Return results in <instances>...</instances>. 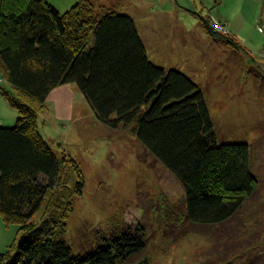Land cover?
I'll list each match as a JSON object with an SVG mask.
<instances>
[{
	"label": "trees",
	"instance_id": "1",
	"mask_svg": "<svg viewBox=\"0 0 264 264\" xmlns=\"http://www.w3.org/2000/svg\"><path fill=\"white\" fill-rule=\"evenodd\" d=\"M202 22L237 45L232 35ZM0 76L13 89L0 84L2 96L18 111L14 127L0 125V215L19 224L17 241L0 253V264H124L146 248L142 228L110 235L83 253L57 236L70 210L58 194L64 160L43 139L36 118L63 84L77 85L102 124L132 125L182 185L181 219L189 224L223 223L257 190L250 145L219 143L200 86L150 60L130 14L100 11L94 0H78L66 12L48 0H0ZM76 187L80 194L83 181ZM56 206L62 212L52 225L38 229L36 216L56 214Z\"/></svg>",
	"mask_w": 264,
	"mask_h": 264
},
{
	"label": "rangeland",
	"instance_id": "2",
	"mask_svg": "<svg viewBox=\"0 0 264 264\" xmlns=\"http://www.w3.org/2000/svg\"><path fill=\"white\" fill-rule=\"evenodd\" d=\"M48 1L66 12L78 0ZM94 4L100 11L132 15L150 60L187 74L200 86L219 143L250 145L258 187L229 220L189 224L181 219L182 185L143 146L132 125L111 129L102 124L77 85L63 84L51 92L36 118L43 139L64 160L58 194L70 210L66 228L57 230V236L83 253L110 235L142 228L146 248L124 264H264V0ZM203 17L219 31L216 23L225 24L221 34L232 35L237 45L209 33ZM0 84L13 90L6 81ZM81 181L78 194L76 184ZM57 211L42 210L35 218L37 228L52 225L62 212L60 207ZM18 235L19 224L7 223L0 215V253Z\"/></svg>",
	"mask_w": 264,
	"mask_h": 264
},
{
	"label": "crops",
	"instance_id": "3",
	"mask_svg": "<svg viewBox=\"0 0 264 264\" xmlns=\"http://www.w3.org/2000/svg\"><path fill=\"white\" fill-rule=\"evenodd\" d=\"M135 19V18H134ZM136 21V19H135ZM137 23V21H136ZM138 26V25H137ZM139 29V28H138ZM142 36V35H141ZM143 38V37H142ZM144 39V38H143ZM1 77V76H0ZM73 85V84H72ZM63 86V85H62ZM61 86V87H62ZM79 89V88H78ZM18 119V111L13 108L2 96L0 95V125L8 126L13 125Z\"/></svg>",
	"mask_w": 264,
	"mask_h": 264
},
{
	"label": "built area",
	"instance_id": "4",
	"mask_svg": "<svg viewBox=\"0 0 264 264\" xmlns=\"http://www.w3.org/2000/svg\"><path fill=\"white\" fill-rule=\"evenodd\" d=\"M217 25H218V27H219V29H220V31H221V29L223 30V29H225L226 30V28H224L225 27V25L224 24H221L220 22L219 23H216Z\"/></svg>",
	"mask_w": 264,
	"mask_h": 264
}]
</instances>
